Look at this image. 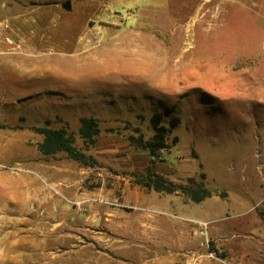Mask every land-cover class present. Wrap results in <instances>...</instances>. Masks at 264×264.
<instances>
[{
	"label": "rangeland",
	"instance_id": "obj_1",
	"mask_svg": "<svg viewBox=\"0 0 264 264\" xmlns=\"http://www.w3.org/2000/svg\"><path fill=\"white\" fill-rule=\"evenodd\" d=\"M62 1L0 0V264H250L129 173L264 195V0ZM153 114L158 158L129 139ZM45 125L98 165L42 155Z\"/></svg>",
	"mask_w": 264,
	"mask_h": 264
},
{
	"label": "crops",
	"instance_id": "obj_2",
	"mask_svg": "<svg viewBox=\"0 0 264 264\" xmlns=\"http://www.w3.org/2000/svg\"><path fill=\"white\" fill-rule=\"evenodd\" d=\"M257 193V190L243 193L227 191L224 197L212 193L200 202L187 198L185 208L175 202L170 211L171 215L175 212L202 222L217 249L246 256L251 259L248 261L250 264L253 261L264 264V218L258 213V206L264 204V195ZM254 254L261 259L249 257Z\"/></svg>",
	"mask_w": 264,
	"mask_h": 264
},
{
	"label": "trees",
	"instance_id": "obj_3",
	"mask_svg": "<svg viewBox=\"0 0 264 264\" xmlns=\"http://www.w3.org/2000/svg\"><path fill=\"white\" fill-rule=\"evenodd\" d=\"M160 120L161 116L159 114H153L150 118L155 130L153 138L144 140L141 136L129 137L131 144L136 148L148 151L155 158L159 157L160 150L165 147L163 137L166 128L160 124ZM177 122L178 118L174 117L170 124L174 126ZM34 131L42 135V140L37 145V149L42 155L52 156L56 153H64L68 159L83 166L95 167L98 165V160L93 155L86 154L74 145L73 137L67 134L65 129L45 125L34 128ZM99 132L98 122L94 118L80 117L79 134L85 143L93 146L97 142ZM151 162H154V160H151ZM198 166L201 168V164ZM129 177L133 183L147 189L166 194L179 192L193 202H200L213 192H219L220 197L226 196V191H218L206 185L204 172H199L198 179L190 177L185 183H176L168 180L163 174L156 172L153 167L147 166L142 171L130 172ZM259 213L262 215L261 212Z\"/></svg>",
	"mask_w": 264,
	"mask_h": 264
},
{
	"label": "water",
	"instance_id": "obj_4",
	"mask_svg": "<svg viewBox=\"0 0 264 264\" xmlns=\"http://www.w3.org/2000/svg\"><path fill=\"white\" fill-rule=\"evenodd\" d=\"M60 6H61L62 9L66 10V11H70L71 10V2H70V0L62 1L60 3ZM91 25H93V22H89V26H91Z\"/></svg>",
	"mask_w": 264,
	"mask_h": 264
},
{
	"label": "built area",
	"instance_id": "obj_5",
	"mask_svg": "<svg viewBox=\"0 0 264 264\" xmlns=\"http://www.w3.org/2000/svg\"><path fill=\"white\" fill-rule=\"evenodd\" d=\"M235 264H238V263H235Z\"/></svg>",
	"mask_w": 264,
	"mask_h": 264
}]
</instances>
